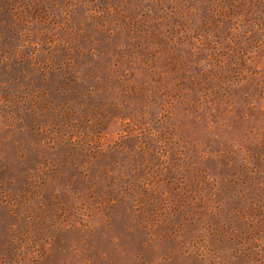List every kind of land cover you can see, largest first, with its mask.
<instances>
[{"label":"rangeland","instance_id":"1","mask_svg":"<svg viewBox=\"0 0 264 264\" xmlns=\"http://www.w3.org/2000/svg\"><path fill=\"white\" fill-rule=\"evenodd\" d=\"M0 264H264V0H0Z\"/></svg>","mask_w":264,"mask_h":264}]
</instances>
